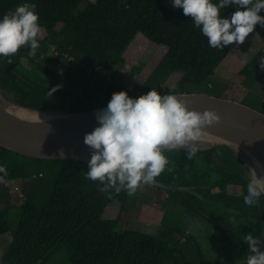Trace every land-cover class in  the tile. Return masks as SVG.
<instances>
[{"label":"trees","instance_id":"trees-1","mask_svg":"<svg viewBox=\"0 0 264 264\" xmlns=\"http://www.w3.org/2000/svg\"><path fill=\"white\" fill-rule=\"evenodd\" d=\"M87 1L0 0V19L18 5L34 4L44 30L35 57L27 54V47L11 57L0 56L1 98L30 110L70 114L105 107L120 91L131 98L152 89L162 95L169 90L188 93L196 79L211 75L213 48L182 8L172 9L166 0H94L81 8ZM234 11V6L226 7L221 15L230 18ZM254 32L264 40V27L257 25ZM138 34L165 48L159 66H171L180 75L173 86L166 84L172 73H156L143 85L129 88L124 54ZM45 47L53 55H44ZM59 54L71 57L75 65L53 67L60 63ZM262 61L264 45L248 62L247 77L264 76ZM208 81L207 77L203 82ZM164 154L169 164L156 178L164 186L143 185L142 195L147 191L163 194L182 205L186 214L209 221L223 259L210 260L199 249V264H246L250 253L244 236L253 234L264 242V195L258 205H245L247 185L253 178L240 152L217 143L199 144L191 159L187 149ZM37 162L51 170V190L41 182L45 174ZM88 164L78 159H35L0 146V165L8 171L7 183L0 184V231L8 226L12 234L0 264H190L184 247L193 238L179 228L159 232L153 249L127 242V230L120 222L129 212L124 210L131 199L126 191L112 190L111 196L101 192L99 181L86 178ZM14 184L24 186L26 195L22 193L18 223L12 228L8 213L13 205L2 206V194H10ZM113 203L120 204L119 214L106 218ZM239 218L254 226L240 228L234 221Z\"/></svg>","mask_w":264,"mask_h":264},{"label":"clouds","instance_id":"clouds-1","mask_svg":"<svg viewBox=\"0 0 264 264\" xmlns=\"http://www.w3.org/2000/svg\"><path fill=\"white\" fill-rule=\"evenodd\" d=\"M173 6L191 17L212 48L242 45L257 25L264 27V0H173ZM230 6L236 11L225 18L221 10ZM35 7L18 5L0 19V56H14L25 47L28 55H37L44 30ZM260 65L264 67V61ZM96 118L99 126L84 137L91 149L86 178L99 181V190L109 196L114 190L116 194L126 191L129 197L143 185L153 184L165 171L169 164L165 150L187 149L191 159L206 129L222 122L217 111L189 110L179 95L171 90L162 95L156 89L138 98L129 97L126 91L116 92ZM0 174V184H6V166L0 165ZM262 195L264 178L250 180L245 205H258ZM244 242L250 253L246 264H264V242L253 234L244 236Z\"/></svg>","mask_w":264,"mask_h":264},{"label":"rangeland","instance_id":"rangeland-1","mask_svg":"<svg viewBox=\"0 0 264 264\" xmlns=\"http://www.w3.org/2000/svg\"><path fill=\"white\" fill-rule=\"evenodd\" d=\"M90 1L94 0H88L81 5V8H85ZM166 3L170 8L175 9L173 0H166ZM263 45L264 40L253 32L244 44H237L233 49H229L227 46L222 50L213 48V55L210 60L211 75L206 73L196 79L193 87L187 88L188 92H206L213 96L246 104L264 113V76L247 77V73L251 71L248 68V62ZM51 52L48 51L47 47L44 48V55H53ZM164 53L165 48L163 46L150 42L142 34H138L124 54L126 58L124 74L129 83V88H133L135 85H143L151 80L156 73H172L166 84L173 86L180 75L173 73L171 66H164V64L159 66ZM59 57L60 63H53V67L63 69L75 65L73 61H70L71 57L64 54H59ZM207 77L209 81L205 84L203 81ZM203 143L199 141V144ZM239 152L250 167L251 177L253 179L259 178L243 153ZM37 168L42 169L45 174L41 182L47 187V190H51L53 185L51 170L45 167L43 162H37ZM142 187L137 190L134 196L130 197L131 200L124 210L125 213L129 212L120 222L121 227L127 230L125 234L127 242L153 249L159 243V239L156 237L159 232L167 228H179L181 232H189L193 238L184 247L185 254L189 256L190 264H199V249L210 260L220 261L223 259V251L214 237L211 224L207 219L202 216L186 214L182 205L168 200L163 194L158 195L147 191L142 195ZM25 190L24 186L14 184L10 186V194H7L8 192L2 194V206L13 205L8 213L12 228H15L18 223L19 206L21 205L19 201H21L20 198L23 199V194L26 195ZM232 190L235 192L236 188ZM111 209H115L117 213ZM119 210L120 204H110L105 217L114 219L119 214ZM114 213L116 215H112ZM234 221L240 228L249 225L254 226L251 221L243 218ZM175 235L176 240L179 241L181 233ZM11 238L12 234L9 227H2L0 231V257L5 252Z\"/></svg>","mask_w":264,"mask_h":264},{"label":"water","instance_id":"water-1","mask_svg":"<svg viewBox=\"0 0 264 264\" xmlns=\"http://www.w3.org/2000/svg\"><path fill=\"white\" fill-rule=\"evenodd\" d=\"M177 95L187 103L189 110L203 112L206 109H211L217 111L222 117V122L210 127L220 128L227 134L256 146L264 153L263 112L246 104L213 96L206 92H184ZM106 107L65 114L72 116L68 122L72 125L56 127L13 117L0 105V146L35 159H78L90 162L91 149L85 145L84 137L85 134L91 133L99 126L96 113ZM203 142L206 147L212 144L226 143L237 149L228 142ZM61 151L63 156H61ZM153 184L164 186L157 180Z\"/></svg>","mask_w":264,"mask_h":264},{"label":"bare ground","instance_id":"bare-ground-1","mask_svg":"<svg viewBox=\"0 0 264 264\" xmlns=\"http://www.w3.org/2000/svg\"><path fill=\"white\" fill-rule=\"evenodd\" d=\"M0 105L11 116L45 126H66L72 116L65 114L44 113L33 111L11 102L5 101L0 96ZM69 127V126H67ZM200 141L228 142L233 144L246 157L259 178H264V153L256 146L227 134L224 130L216 127H208ZM259 164V166H257Z\"/></svg>","mask_w":264,"mask_h":264},{"label":"crops","instance_id":"crops-1","mask_svg":"<svg viewBox=\"0 0 264 264\" xmlns=\"http://www.w3.org/2000/svg\"><path fill=\"white\" fill-rule=\"evenodd\" d=\"M143 188V187H142ZM142 191H143V189H142ZM111 210H114L113 212H116L117 213V211L115 210V209H111ZM116 213H114V214H112V215H116ZM124 217V216H123Z\"/></svg>","mask_w":264,"mask_h":264}]
</instances>
